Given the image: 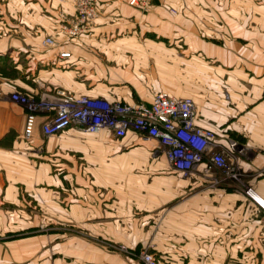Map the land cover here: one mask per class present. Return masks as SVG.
I'll return each instance as SVG.
<instances>
[{
  "label": "crops",
  "instance_id": "0c3cea01",
  "mask_svg": "<svg viewBox=\"0 0 264 264\" xmlns=\"http://www.w3.org/2000/svg\"><path fill=\"white\" fill-rule=\"evenodd\" d=\"M96 6L97 25L73 39L55 34L72 0H0V264H144L150 244L158 264H264V3ZM58 88L191 98L226 167L183 177L133 132L122 149L108 130L47 137L44 112L27 140L11 94Z\"/></svg>",
  "mask_w": 264,
  "mask_h": 264
},
{
  "label": "built area",
  "instance_id": "2783aa9c",
  "mask_svg": "<svg viewBox=\"0 0 264 264\" xmlns=\"http://www.w3.org/2000/svg\"><path fill=\"white\" fill-rule=\"evenodd\" d=\"M153 0H129L139 9L146 8ZM97 0H72L75 15L61 11L58 16L57 35L79 39L97 25ZM53 36L44 44L55 45ZM69 57L70 52L61 53ZM13 99L27 109L24 135L31 140L39 112L46 113L42 131L46 136L57 135L70 127L80 131L100 133L110 131L116 139H123L129 132L155 141L169 160L172 168L183 176L200 174L208 178L210 162L226 167L225 158L214 144L215 132L197 123V110L191 98H181L163 90L153 92L150 104L124 103L102 96L75 94L65 89L43 92L38 102L14 94ZM253 195L251 190L246 191ZM153 245L141 251L144 264H158Z\"/></svg>",
  "mask_w": 264,
  "mask_h": 264
},
{
  "label": "rangeland",
  "instance_id": "374dc122",
  "mask_svg": "<svg viewBox=\"0 0 264 264\" xmlns=\"http://www.w3.org/2000/svg\"><path fill=\"white\" fill-rule=\"evenodd\" d=\"M155 0H153L151 3H153ZM254 2H257V3H264V0H254ZM1 92V91H0ZM14 94H20L22 96H25L28 98V102H38L39 99H40V96L42 93L39 94V96H36L35 94H30V93H27V92H23V91H15L11 94V96H13ZM13 98V97H12ZM15 100V99H13ZM124 103H127V102H124ZM43 124V123H42ZM42 126V125H41ZM78 130V129H77ZM80 131V130H79ZM81 132H85V131H81ZM86 133H91V132H86ZM46 136V135H45ZM47 137H50V136H47ZM54 137V136H52ZM112 142V141H111ZM146 142H151V141H146ZM113 143L118 147V148H125L126 146V143L123 142V139H116L115 141H113ZM149 144V143H147ZM181 175V174H180ZM183 176V175H182ZM184 177V176H183ZM204 178V177H202Z\"/></svg>",
  "mask_w": 264,
  "mask_h": 264
}]
</instances>
